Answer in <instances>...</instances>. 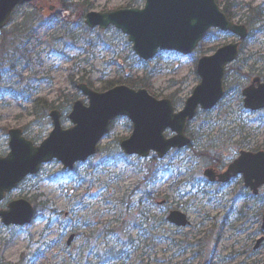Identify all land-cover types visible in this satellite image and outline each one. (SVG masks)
Segmentation results:
<instances>
[{
    "label": "rangeland",
    "instance_id": "rangeland-1",
    "mask_svg": "<svg viewBox=\"0 0 264 264\" xmlns=\"http://www.w3.org/2000/svg\"><path fill=\"white\" fill-rule=\"evenodd\" d=\"M131 1L74 0V7L65 10L58 0H41L42 10L49 6L54 10L46 14L50 17L40 12L43 23L36 25L25 57L13 53L18 62L14 68L10 63L0 64V157L9 154L8 132L12 129L22 130L37 146L47 139L52 125L35 124L36 102L61 105L77 91L73 81L81 84L82 78L95 91L104 92L109 82L148 74L150 94L158 100L177 95L176 110L180 111L200 82L197 61L236 41L231 33L211 30L190 56L163 52L144 62L119 31L90 30L85 25L90 12L145 6V0ZM239 2L233 10L235 23L245 24L246 5L263 12L262 23L241 54L247 60L243 75L255 65V73L259 70L264 76V0ZM36 4L18 7L11 24L21 23ZM234 76L228 79L232 88L227 97L213 111L199 112L189 125L188 131L195 134L194 148L163 160L155 154L147 159L126 156L120 143L131 137L133 127L121 117L87 162L68 171L52 161L37 176L25 180L0 209L24 199L37 215L24 228L0 224V264H264V189L255 198L240 177L222 185L204 176L210 163L229 164L240 148L264 145V115L245 111L237 82L244 88L249 83ZM77 100L88 103L81 93ZM68 114L63 115L64 129L72 126ZM240 127L243 131L236 133ZM221 132H232L233 138ZM244 135L248 139L242 143ZM172 211L185 214L190 226L170 224L167 217Z\"/></svg>",
    "mask_w": 264,
    "mask_h": 264
},
{
    "label": "water",
    "instance_id": "water-1",
    "mask_svg": "<svg viewBox=\"0 0 264 264\" xmlns=\"http://www.w3.org/2000/svg\"><path fill=\"white\" fill-rule=\"evenodd\" d=\"M34 1L0 0V32L8 27L17 7ZM85 24L90 29L106 31L114 27L121 31L133 45L135 54L145 62L153 60L159 51L188 56L212 29L232 33L240 42L224 46L213 56L198 61L200 84L178 113L171 100H157L145 89L118 86L99 93L81 84L78 90L87 98L88 105L82 100L74 103L68 116L72 124L69 129L63 128L61 113L55 110L50 113L52 132L39 146L26 139L22 130H10L9 154L0 157V204L27 178L36 176L43 165L58 161L64 170L72 171L77 164L88 161L97 153L112 122L120 117L128 118L133 125L131 137L120 144L126 156L146 159L155 153L162 160L172 150L188 148L191 144L186 134L188 123L199 109L212 111L221 101L226 67L237 60L241 42L248 38L247 28L229 21L215 0H146L142 10L90 12L85 16ZM244 96L246 109L254 112L264 109V84L258 88L252 85L244 91ZM168 130L173 133L171 138L165 136ZM204 175L210 182L218 178L222 184L243 175L245 186L257 195L264 186V153L243 152L224 174L216 176L213 170H206ZM34 218V207L24 199L0 209V220L5 227L30 226ZM168 221L183 228L190 224L179 211L171 212ZM209 254L210 251L207 257Z\"/></svg>",
    "mask_w": 264,
    "mask_h": 264
},
{
    "label": "trees",
    "instance_id": "trees-1",
    "mask_svg": "<svg viewBox=\"0 0 264 264\" xmlns=\"http://www.w3.org/2000/svg\"><path fill=\"white\" fill-rule=\"evenodd\" d=\"M70 2V4H68ZM74 0H58L59 6H61L65 10H69L70 8L74 7L72 4ZM136 2V0H132L131 2ZM219 6H222L223 12L226 14L229 20H233L234 14L233 10L240 6L239 1L243 0H216ZM247 9L249 10L248 15L246 17L245 25L248 27L251 35H254L256 31V26L262 23L263 12H261L257 8H253L252 5H246ZM43 23V17L40 15V11L35 9L33 13L30 15H26L25 18L21 23H13L11 24L6 30H4L0 34V64L10 63L11 68L17 66L18 62L13 58V53H21L22 58L25 57V52L27 47V43L31 41L33 38L34 32L36 30V25ZM13 58V59H12ZM73 81V80H72ZM151 77L150 75L146 74L142 78H134V77H124L123 79L115 80L113 82H109L107 86L102 91L110 90L116 86H127L131 89H147L150 90ZM79 83H86L90 88L94 89L93 85L90 83L89 80H85L82 78ZM74 88L77 89V82L73 81ZM79 98V92L76 91L75 94L67 95L64 98V102L59 105L55 106L52 103L47 102H40L37 101L34 114H35V124L40 125L41 127H47L51 125V121L49 118V114L52 110H59L62 115H67L70 113L72 105L75 101ZM171 100L174 101L175 105L178 106L180 100L177 99V95L171 96ZM42 103V104H41ZM230 139H232V132H229ZM228 133V134H229ZM189 136L192 139V146L194 148V141H195V134L192 132H188ZM224 137L228 135L227 133H220ZM205 138V137H203ZM34 141H39L38 138L33 139ZM218 142L224 143L223 139H220ZM201 153H199L200 155Z\"/></svg>",
    "mask_w": 264,
    "mask_h": 264
},
{
    "label": "flooded vegetation",
    "instance_id": "flooded-vegetation-1",
    "mask_svg": "<svg viewBox=\"0 0 264 264\" xmlns=\"http://www.w3.org/2000/svg\"><path fill=\"white\" fill-rule=\"evenodd\" d=\"M246 42H247V41H246ZM246 42H245V43L243 42V43L241 44V47H240V55H239L238 59H237L234 63L228 65L227 68H226L225 75H224V79H223L224 96H223V98H222V101H223V100L227 97V95H228V91L231 90V88H232V83H231L232 81H231V79L228 80L229 77L231 76V74H235L234 77H237L238 80H240V79H239V76H240L241 78L244 77L245 81L249 83L245 88H244V84H241L238 80H236V81H238V82H237V85L239 86V90H237V91H238L239 94H241V95L243 96V107H244V109H245V103H244V99H245V97H244V91H245L246 89H248L249 87H251L252 85H254L256 88H258L259 85L264 84V76L259 75V74H260L259 70L255 73V65H254V66H250V67L248 68L249 70H248V72L246 73V75H243V71H244V69L247 67V60L242 59V58H241V54L244 52ZM257 74H258V75H257ZM254 75H255V77H254ZM243 88H244V89H243ZM222 101H221V102H222ZM243 111H244V110H243ZM245 111H246L247 113L251 114V115H254V116H257V115H264V109H263L262 111H259V112H252V111H249V110H247V109H245ZM245 111H244V112H245ZM242 131H243V130H242L241 127H240V129H238V130L236 131V133H239V132H242ZM244 134H245V133H244ZM241 135H243V134H241ZM246 139H248V138H247L246 135H244V136L242 137L241 142L244 143V142L246 141ZM243 152H245V153H250V154L264 153V145L256 146L255 148H253V149H251V150H247V149H243V150H242V148H240L238 156H237V157H236L231 163H229V164H225V163H224L223 165L220 166V165H219V162L217 163L216 161H214V162L210 163L208 167H209V169L213 170V172L215 173L216 176L221 175V174H223V173H225V172L227 171V169L229 168V166H230L231 164H233L237 159H239V157L241 156V154H242ZM238 177H240V178L242 179V181H243V183H244V187L246 188V186H245V181H244V176H243V175H239ZM246 189H247V188H246ZM263 189H264V186L260 187V188H259V191H258V194H257L256 196H254V195L251 193L250 190H249V191H250V193H251L255 198H259L260 193H261V191H262Z\"/></svg>",
    "mask_w": 264,
    "mask_h": 264
}]
</instances>
